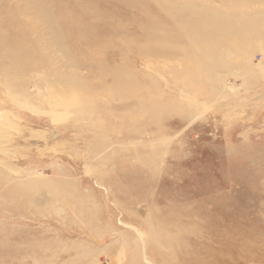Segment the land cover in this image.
<instances>
[{
	"label": "rangeland",
	"instance_id": "rangeland-1",
	"mask_svg": "<svg viewBox=\"0 0 264 264\" xmlns=\"http://www.w3.org/2000/svg\"><path fill=\"white\" fill-rule=\"evenodd\" d=\"M43 2L66 51L31 1L0 0V264H264V0ZM192 2L250 18L202 41L220 92Z\"/></svg>",
	"mask_w": 264,
	"mask_h": 264
},
{
	"label": "bare ground",
	"instance_id": "bare-ground-1",
	"mask_svg": "<svg viewBox=\"0 0 264 264\" xmlns=\"http://www.w3.org/2000/svg\"><path fill=\"white\" fill-rule=\"evenodd\" d=\"M29 1H31V3L33 4V7L35 6L39 11H37L39 14L38 15H36V16H40L45 22H46V24L48 25V28H50L52 31V35L55 37L54 38V42H55V44L57 45V46H59V47H61L62 49H64V51H66V50H68L67 48H66V46L62 43V38H63V34H62V32H60V31H56L55 30V28L58 26V22H57V20L56 19H54V18H52L51 16H50V14L47 12V9H45V7H47V5L45 6V3L43 2V0H29ZM249 1V0H248ZM30 3V4H31ZM49 3V2H48ZM187 3V2H186ZM193 3V2H192ZM250 3V2H249ZM194 4V3H193ZM54 5H56V4H54ZM43 6H45L44 8H43ZM56 7V6H55ZM58 7V6H57ZM84 7H86V6H84ZM84 11V10H83ZM185 13H186V18H185V20H186V27H185V32L189 35V36H191V38H192V44H191V46H190V49H191V51L192 52H190V53H192L194 56L195 55H197V57L198 58H200L201 60H203L205 63H204V66H203V69H202V72L203 73H205V74H207L208 76L210 75V74H214L215 73V75H214V78H208L209 79V81L211 82V88H212V90L213 91H216V92H220V86H219V81H218V79H217V75H216V72H217V70H216V65H217V59L218 58H220L221 56H223L224 57V55L225 54H220L217 50H216V47H211V48H206V47H203V44H202V41L203 40H209V41H213V40H215V37L217 36V35H220L221 33L222 34H224V36L225 37H223V39H224V43H228L229 42V39L231 40L232 38H235V40L236 39H240V38H238V37H247V36H249V34H251V31L246 27V21H248V20H250V18H246V16H227V15H222V14H217V13H209V11H208V9H206V8H204V7H202L201 5H197V4H194V5H188L186 8H185ZM233 12H234V10H233ZM27 13V12H26ZM34 15V14H33ZM95 15V14H94ZM171 15V14H170ZM237 15V14H236ZM35 16V17H36ZM174 17H175V15H174ZM27 18H28V16H27ZM39 18V17H38ZM194 18V19H193ZM252 19L253 20H264V15H257V16H253L252 17ZM39 22H40V20H39ZM40 24V23H39ZM184 25V24H183ZM235 27H234V26ZM180 26V25H179ZM28 27V26H27ZM29 27H31V26H29ZM45 27H46V25H45ZM45 27H42V28H45ZM181 27V26H180ZM47 29V28H46ZM169 33V32H168ZM168 35V34H167ZM184 36V35H183ZM4 36H3V34L1 33V35H0V41H2V43H4V38H3ZM169 37V36H168ZM170 38V37H169ZM219 39V38H218ZM247 39V38H246ZM237 40V41H238ZM261 40V39H260ZM260 40L258 41V43L260 42ZM154 41V40H153ZM168 41H169V39H168ZM220 41V40H219ZM240 41V40H239ZM122 42V41H121ZM262 42V41H261ZM160 43V42H159ZM203 43H205V42H203ZM212 43V42H211ZM217 43V42H216ZM247 43V42H246ZM238 43H236V45H235V48H236V46H238L237 45ZM249 44V43H248ZM55 45V46H56ZM207 45H209L210 46V42H208V44ZM232 45V44H231ZM172 46V45H171ZM214 46H216L215 44H214ZM183 47V46H182ZM238 47H240V46H238ZM172 48V47H171ZM174 48V47H173ZM180 48H181V46H180ZM197 48H199V52L197 53L196 52V50H197ZM219 48V47H218ZM262 48V47H261ZM2 49H3V47H2ZM4 49H6V47L4 46ZM56 48H54V50H55ZM159 49V48H158ZM184 49V48H183ZM196 49V50H195ZM228 49H229V47H228ZM240 49H241V47H240ZM11 53H12V55H13V59L10 61V63H8V64H6V65H3L1 68L3 69V71L4 72H10V71H13V72H15V71H17V74H18V71H20V69H15V68H13V66H12V64H13V62H15V60L17 59V57L19 56V54L16 52V51H11V49H8ZM47 50V49H46ZM45 50V51H46ZM49 50H51V49H49ZM163 50H165V49H163ZM227 50V49H226ZM243 50V49H242ZM72 51V50H71ZM190 51V50H189ZM225 51V50H224ZM231 51V50H230ZM229 51V52H230ZM46 52H48V50L46 51ZM52 52V51H51ZM50 52V53H51ZM228 52V51H227ZM234 52V51H233ZM49 53V54H50ZM226 53V52H225ZM236 54H234V55H237V52H235ZM53 53H51V55H52ZM230 54V53H229ZM50 55V56H51ZM232 55H230V57H231ZM238 56V55H237ZM49 58H51V57H49ZM241 58H243V57H241ZM246 58V57H245ZM244 58V59H245ZM235 59V58H234ZM238 59V58H237ZM55 60H57V59H55ZM55 60H53V61H55ZM167 60V59H166ZM199 61V60H198ZM224 61V60H223ZM222 61V62H223ZM246 61H247V59H246ZM186 62V61H185ZM187 62H188V60H187ZM227 63H228V61H226ZM218 63H220V62H218ZM58 64V63H57ZM226 64V63H225ZM52 65V64H51ZM201 65V64H200ZM53 66V65H52ZM55 66V65H54ZM53 66V67H54ZM151 66V65H150ZM202 66V65H201ZM56 67V66H55ZM72 67V66H71ZM228 67V66H227ZM65 68V67H64ZM61 68H59V70H60ZM63 69V68H62ZM75 69V68H74ZM187 69V68H186ZM225 69V68H224ZM223 69V70H224ZM64 71H66L65 69H63ZM253 71V70H252ZM59 72H62V71H59ZM58 72V73H59ZM153 72V71H152ZM16 73V72H15ZM68 73V72H67ZM67 73H65V74H67ZM70 73V72H69ZM154 73V72H153ZM24 74V73H23ZM185 74V73H184ZM6 75V74H5ZM22 75V74H21ZM20 75V76H21ZM27 75V74H26ZM70 75V74H69ZM211 75V76H212ZM8 76V75H7ZM25 76V75H24ZM125 76H126V74H125ZM178 76V75H177ZM13 76H11L10 78H12ZM38 77V76H37ZM57 77H59L58 75H57ZM64 76H62L61 77V80L63 81V82H68V81H66V79L65 78H63ZM69 77V76H68ZM180 77V76H179ZM223 77V76H222ZM20 78V77H19ZM22 78H24V77H22ZM22 78H20L21 79V81H22V83H23V80H22ZM191 78V77H190ZM14 78H12L11 80H13ZM29 79V78H28ZM28 79H26V81H29ZM39 79V78H38ZM150 79V78H149ZM221 79V78H220ZM15 80V79H14ZM43 81H44V79H42ZM77 80H78V78H77ZM159 80V79H158ZM201 80V79H200ZM203 80V79H202ZM9 81V80H8ZM20 81V82H21ZM26 81H24V82H26ZM76 81V80H75ZM204 81V80H203ZM20 82H19V84H20ZM53 82V81H52ZM52 82H51V84H52ZM159 85H160V82H157ZM176 83H177V81H176ZM181 83V82H180ZM179 83V84H180ZM38 84V83H37ZM52 85H54V83L52 84ZM70 85V84H69ZM68 85V86H69ZM178 85V84H177ZM176 85V86H177ZM181 85V84H180ZM184 85H186V84H184ZM48 86V85H47ZM59 86H62V84L61 85H59ZM58 86V87H59ZM65 86V85H64ZM64 86L62 87V89L64 88ZM71 86V85H70ZM68 87L69 88V90L70 89H72L71 87ZM74 86V85H73ZM82 86H84L83 84H82ZM157 86V85H156ZM182 86V85H181ZM197 86V85H196ZM7 87H9V86H7ZM12 87V86H11ZM13 87L15 88L16 86H14L13 85ZM18 87H20V85H18ZM18 87L16 88V89H18ZM46 87V86H45ZM54 88H55V86H53ZM52 87V88H53ZM66 87V86H65ZM80 88H81V86H79ZM79 87H77V88H79ZM85 87V86H84ZM178 87H180L179 85H178ZM224 87V86H223ZM13 88V89H14ZM22 88V87H21ZM24 88V87H23ZM30 88H31V85H30ZM37 88H39V86L37 87ZM43 88V87H42ZM67 88V87H66ZM67 88V89H68ZM87 88V87H86ZM189 88V87H188ZM198 88H199V86H198ZM20 89V88H19ZM25 89H27V88H25ZM29 89V88H28ZM50 89V88H49ZM162 89V88H161ZM179 89V88H178ZM195 89H196V87H195ZM77 90V89H76ZM85 90V89H84ZM146 90V89H145ZM182 90H184V89H182ZM181 90V91H182ZM226 90V89H225ZM13 91V90H12ZM11 91V92H12ZM28 91V90H27ZM40 91H43V90H40ZM47 91V90H46ZM51 91H55V89L54 90H51ZM58 91H59V89H58ZM80 91H81V89H80ZM79 91V95L80 94H82L83 92H80ZM83 91V90H82ZM88 91V90H87ZM228 91V90H227ZM20 92H22V93H26L25 91H20ZM32 92V91H31ZM48 92V91H47ZM65 92V89L63 90V93ZM68 92H70V93H73V92H71V91H68ZM91 92V91H90ZM207 92V91H206ZM28 93V92H27ZM26 93V95H28ZM35 93V92H34ZM40 93H42V92H40ZM208 93V92H207ZM228 93V92H227ZM14 94V93H13ZM32 94H33V92H32ZM166 94H167V92H166ZM190 94V93H189ZM211 94V93H210ZM12 95V94H11ZM70 95V94H69ZM78 95V96H79ZM94 95V94H93ZM188 95V94H187ZM195 95V94H194ZM77 95H76V97H78ZM83 96V95H82ZM87 96H89V95H85L84 97H87ZM91 96V95H90ZM195 96H197V95H195ZM96 97H98V96H96ZM95 97V98H96ZM153 97H155V96H153ZM152 97V98H153ZM203 97V96H202ZM206 97V96H205ZM224 97V96H223ZM222 97V98H223ZM80 98H82V97H80ZM94 98V99H95ZM100 98V97H99ZM218 98V97H217ZM15 99V98H14ZM102 99H105V98H102ZM102 99H101V102H102ZM156 99V98H155ZM84 100L85 99H83V104L85 103L84 102ZM120 100V99H119ZM192 100V99H191ZM194 100V99H193ZM67 101V100H66ZM74 101V100H73ZM98 101V100H97ZM100 101V100H99ZM90 103V105H92L91 104V101H89ZM178 102H181V101H178ZM193 102V101H192ZM66 103H68V102H66ZM74 103V102H73ZM81 103V104H82ZM191 103V102H190ZM202 103V102H201ZM203 103H204V101H203ZM213 103V102H212ZM61 104V103H60ZM59 104V105H60ZM75 104V103H74ZM82 104V105H83ZM104 104V103H103ZM67 105H69V104H67ZM78 105V104H77ZM86 106H87V108H88V103H86L85 104ZM187 105V104H186ZM203 105V104H202ZM37 106V105H36ZM85 106V107H86ZM99 106V105H98ZM182 106H183V104H182ZM204 107H205V105H203ZM208 106V105H207ZM60 107V106H59ZM68 108H69V106H67ZM75 107V106H74ZM79 107H80V104H79ZM62 108V107H61ZM64 108V107H63ZM63 108H62V112H63ZM71 108V107H70ZM81 108V107H80ZM79 108V109H80ZM89 108H91V106H89ZM95 108L97 109H99V111H100V108L99 107H96L95 106ZM94 108V109H95ZM57 109V108H56ZM72 109V108H71ZM83 110H85L84 108H83ZM184 110H185V108H184ZM76 111H78L79 112V110H76ZM75 111V112H76ZM90 112H91V109L89 110ZM94 111H96V110H94ZM145 111V110H144ZM186 112H187V110H185ZM57 112H59V110L57 111ZM82 112V111H81ZM87 112H88V110H87ZM93 112V111H92ZM77 113V112H76ZM89 113V112H88ZM57 114H61V113H57ZM79 114V113H78ZM92 114H94V113H92ZM91 114V115H92ZM99 114V113H98ZM192 114V113H191ZM191 114H189V115H191ZM84 115V114H83ZM82 115V116H83ZM100 115V114H99ZM98 115V116H99ZM141 115V114H140ZM76 116H78V115H76ZM82 116H80L81 118H82ZM86 116H87V113H86ZM91 117V116H90ZM96 117H97V115H96ZM96 117H94V119H96ZM84 119H85V121H87L86 120V117H83ZM82 118V119H83ZM80 119V118H79ZM91 119H93V118H91ZM102 119V118H101ZM100 119V120H101ZM76 120H78V118L76 119ZM88 120H89V118H88ZM193 120V119H192ZM95 121V120H94ZM98 121V120H97ZM104 122V121H103ZM83 123V122H82ZM85 123V122H84ZM92 123H94V122H92ZM88 124V123H87ZM90 124V123H89ZM94 124H96V123H94ZM103 124H105V123H103ZM98 125H99V123H98ZM149 125V124H148ZM159 139V138H158ZM165 139V138H164ZM158 141V140H157ZM159 141H161V140H159ZM8 169V168H7ZM2 183V182H1ZM29 188V187H28ZM30 189V188H29ZM29 189H27V190H29ZM41 198V197H40ZM43 198H46V197H43ZM53 199V198H52ZM35 200V199H34ZM42 200V198L40 199V201ZM36 203V205H37V202H35ZM39 204V203H38ZM51 204H52V202H51ZM46 205H48V204H46ZM57 209V208H56ZM64 209V208H63ZM63 209H61L62 210V213H63ZM81 211V210H80ZM79 211V212H80ZM82 212V211H81ZM61 214V213H60ZM81 214V213H80ZM83 216V215H82ZM92 251H94L93 249H92ZM97 255V254H96ZM83 257V256H82ZM143 257H144V254H143ZM80 260V259H79Z\"/></svg>",
	"mask_w": 264,
	"mask_h": 264
}]
</instances>
